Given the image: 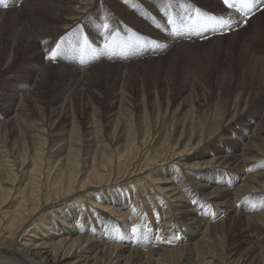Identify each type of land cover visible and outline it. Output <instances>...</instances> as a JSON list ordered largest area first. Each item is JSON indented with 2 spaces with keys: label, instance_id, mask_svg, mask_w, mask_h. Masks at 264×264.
Returning <instances> with one entry per match:
<instances>
[{
  "label": "bare ground",
  "instance_id": "1",
  "mask_svg": "<svg viewBox=\"0 0 264 264\" xmlns=\"http://www.w3.org/2000/svg\"><path fill=\"white\" fill-rule=\"evenodd\" d=\"M10 1L8 10L0 9V132L9 145L8 150L0 145V251L15 254L24 264H264V152L255 142L264 133V94L258 102L263 114L235 110L218 143L207 148L200 147L205 134L196 131L193 120L184 119L175 143L167 134L156 140L155 124L138 97L140 74L157 76L158 69L175 67L176 82L177 75L192 73L185 67L197 50L207 52L208 61L196 67L203 84H210L208 71L213 69L217 85L234 79L253 83V77L257 82L264 72V21L258 23L264 10L250 19L255 21L252 30H239L240 37L234 32L202 45L173 35L165 7L193 5L217 12L223 10L220 0ZM162 47L171 55L165 64ZM53 50H60L54 59ZM216 51L225 54L223 60H210ZM60 67L64 69L58 71ZM24 68L30 77L18 75ZM177 83L167 106L174 113L184 111L193 95ZM10 84L27 91L25 104ZM126 97L138 113L137 129L123 117ZM36 101L43 102L48 119L43 120L47 128L35 133L26 117L37 114ZM73 104L82 123L80 136L69 113ZM20 122L26 129H20ZM46 141L53 145L47 150ZM195 177L201 178L199 184ZM124 184L127 191L140 192L134 200L132 194L127 206L119 205L118 196L114 205L108 201L111 194L103 196ZM86 197L92 206L83 219ZM211 211L215 215L206 221ZM94 213L128 224L132 231L151 218L158 221L150 226L157 228V246L146 252L131 238L119 244L107 242L108 236L87 237L80 220ZM221 227L229 233L235 229L230 259L218 252L202 257L201 250L217 243ZM4 241L13 248L4 247Z\"/></svg>",
  "mask_w": 264,
  "mask_h": 264
},
{
  "label": "rangeland",
  "instance_id": "2",
  "mask_svg": "<svg viewBox=\"0 0 264 264\" xmlns=\"http://www.w3.org/2000/svg\"><path fill=\"white\" fill-rule=\"evenodd\" d=\"M263 21L264 20L262 18H260V19L258 18V23H262ZM254 22H255L254 20L252 22H249L247 27L250 30H252V28H253V26L255 24ZM251 23H252V25H251ZM262 28H264V27H262ZM236 33L238 34L237 37H240L239 31H237ZM209 43H210V39L207 42L201 43V44L202 45H207ZM162 48H163L162 49L163 51L161 52L160 56L162 57V63L165 64L166 62H170L171 61V55L168 52V49L164 50L165 47H162ZM205 48H207V46ZM239 51H240V49H239ZM205 54H207V52L199 51V53H198V50L196 51V55H193L191 57L192 63L189 62L188 66H187L188 68L185 67V71L188 70L187 73H190V72H192V73L188 74L189 76L187 75L188 78H187V76H185V78H182V74H179L180 76L177 75L178 81H180V82H178V81L174 82L173 81L174 78H175V76L173 74L175 67H171V69L168 68L166 71H164L165 68H161V70L158 69L160 74L157 75V76H156V74L149 75L147 72L142 73V74H140L138 76V79H140L138 84H139L140 91H141L140 92V96H138V97H139L140 101L143 102V110L145 112L144 114L148 116V119L150 120L149 122L155 124V126L152 127V129H154L152 131L154 132V136H156L155 137L156 140L159 137L164 136V135L167 134V135H169V137L172 138V140L175 143L176 138H177V131L179 129H181L180 127H182V123H183L184 119H186L189 124L193 120L192 123L195 126L196 131H199L203 135L205 134L204 142H202V145L200 147L201 148H204V147L207 148L210 145V143H214V142L218 143L217 139L220 137V135L223 132L222 130L224 129V127L227 124V122H225V121H228V119L230 117H232L236 113L235 110L236 111L237 110L241 111V109L244 108L243 109L244 112L249 111L251 109V114L254 115V116H258L260 113L263 114L261 112L262 108L258 107L259 104H260L258 102L261 100L260 98H262V96L264 94V92H263L264 91V85H263L264 83H262V82H264L263 81L264 80V72L260 73L261 74L260 75V79L257 81L259 83H257L254 80V77H253V81L251 80L253 83H251L249 80L247 82H245V83L242 80L236 82V79H234V81H232V82H227L226 84L220 83V85H217V82H216L217 81L216 80V78H217L216 77V72L217 71H215L213 69L212 71L211 70L208 71V75H210V78H211L210 84H203V82H201L202 81L201 77L198 75L199 73H198L196 67L199 64H203V63H205V61H208V59L204 57ZM224 55L225 54H222V53L216 51L209 58H210V60H214V61L218 60L219 61V59L223 60L221 58H223ZM235 56H236V54H235ZM179 61H180V59H179ZM183 62L185 63V60H182V62H180L181 63V69L183 68V65H184ZM170 66L171 65H169L168 67H170ZM158 68H160V67H158ZM63 69H64L63 67H60L58 71H62ZM176 69L177 70L179 69V64L177 65ZM236 70H237V72H241V68L240 67L236 68ZM20 72H18V75L22 74L23 76H27V77H30L32 75V72L27 70V68H24L23 71H20ZM193 72H194V75H192ZM79 74L80 73H76V75H79ZM79 78H80L79 76L78 77L76 76L75 80L78 81ZM175 83H177L178 85L179 84H185V86L187 87L188 93L192 92V94H193V95L187 97L186 100L188 101L189 105L185 108V110L182 111V109H179V111H177L176 113L173 112V108L171 109V107H169V109H167L168 103L169 102L171 103V101L173 100L172 96H173ZM207 83H209V82H207ZM241 83H243V84H241ZM197 84L198 85H200V84L203 85V89L200 92H198ZM258 84L259 85L261 84V85L259 86ZM7 87H9L10 90L11 89H13V90L16 89L17 92L19 91L18 95L21 96V99L23 100V103L25 104L27 102V100L25 99V97H26L25 94L27 93L26 90L23 89L22 91H20V89L18 90V87L16 85H12V84L7 85ZM62 88H67V86H64ZM2 89L8 91L7 89L4 88V86H3ZM2 89H1V91H2ZM149 91L151 92V94H149ZM201 92H203V94ZM9 93H11V91H8V94ZM184 96L185 95H183L182 97H184ZM65 97H66V95H65ZM72 98H74V97H72ZM68 99H70V98H68ZM250 100L252 102H250ZM128 101H129V98H127L124 101V107L123 108H124V112H126V114L123 113V117L125 116V118L126 117L130 118L132 123H133L134 129L135 128L137 129L138 128V124H137V115H138V113L135 112V109L133 107H131V104L133 105V102L130 100V103L127 104L126 102H128ZM201 101L204 103L202 106L199 105V102H201ZM247 102L249 104H251L252 106L249 105ZM246 103L248 105H245ZM235 104H236V106H235ZM256 104H258V105H256ZM61 105H62V101L58 104V107H60ZM71 106H72V109L70 110L69 113L72 115V118L74 119V123L77 126V132H78V134L80 136V134L83 133V132H82V123L79 122V120L77 118V112L76 111L78 109V106L76 104H73ZM34 107L36 109L33 112L37 113V114L28 115L26 117V120L29 119V120H27V122L31 125L29 127H30L31 130H33L36 133L35 130H37L38 128H47V127H45L43 125V124L47 125L43 120L46 121L48 119L47 116H46V114L48 113V110L44 106L43 102H37L36 101ZM257 107H258V111L253 110V108L256 109ZM62 108H64V107H62ZM245 108H246V110H245ZM188 109H189V111H187ZM95 110L97 112L99 110V108L96 107ZM127 111H128V113H127ZM253 111L256 112V113L255 114L252 113ZM30 113H32V112L30 111ZM32 121H34V123ZM245 122H247V121H245ZM21 123L22 122L19 123L20 129H26V128H24L25 127V123L24 124L23 123L21 124ZM222 123L224 124L223 127H221ZM153 124H151V125H153ZM156 125H157V128H155ZM32 126H34V127H32ZM29 127H28V129H29ZM193 130L194 129H192V131ZM252 130H253V128H252ZM27 131H29V130H27ZM67 135H68V133H67ZM6 137L7 136L4 135L3 132L2 133L0 132V140L1 139L3 140V141L2 140L0 141V145L3 146L2 149L6 148L5 150H8L9 149V145H8V142H6L7 141ZM35 137H37V136H35ZM38 137H39V135H38ZM260 139H261V141H260ZM50 140L51 139H49L48 141H50ZM27 141H28V139H27ZM255 142L261 144L260 145L261 146L260 149L264 152V133H261L259 138L255 139ZM45 144H44L45 146H43V147H45L46 150L49 149L50 145H52L51 142L49 143L47 141H46ZM48 145H49V147H48ZM94 149H95V147L93 148V150ZM5 150H4V152H5ZM94 153H95V150L94 151L91 150L90 154H89L90 157L92 156V154L94 155ZM0 163H1V160H0ZM227 173L228 172L222 173V176H226L227 177ZM195 179H196L195 183L199 184V181H201V178L199 179L198 177H195ZM127 187H129V186H127ZM125 188H126L125 184L117 186L116 188L115 187L114 188L111 187L108 190L111 193H108V192L105 193V194L103 193V196L105 195L106 197H108V195L111 194V196L113 198L112 199L110 198L108 201L111 202V204H113V205L117 203L116 202V197H114V196H118L120 198L118 200L119 201V205H122V206L126 205L127 206V204L131 203V200L136 196V193L139 194L140 192H139V188H136V191H134V190L132 191L133 188L129 187V189H131L130 190L131 193L129 191H127V189H125ZM111 189H112V191H111ZM124 192H126V193H124ZM120 193H122V194H120ZM114 194H116V195H114ZM132 194H133V196H132ZM100 196L102 197V193H101ZM131 196H132V199L129 200V198H131ZM88 200H89L88 197H86V199L84 201H81V204L83 203V204L86 205V209L84 211L85 213L82 212L84 214L83 219H85L86 212L91 210V206H92L91 205V201H88ZM81 204H80V202H77V206L78 207ZM77 210H79L80 211L79 213L81 214V211H82L81 210V206ZM68 212H70V210H68ZM87 214H89V213H87ZM211 214L215 215V212L211 211L210 213H207L205 215V220L206 221L207 220H211L210 219V217L212 216ZM100 215H101L100 213L99 214L98 213H94L93 216L90 219H88L89 221L88 220L83 221V219L80 220L81 221L80 223L84 224V228H83L82 231L84 233L85 232L88 233V234L85 233L87 237L102 239L103 238L102 235L104 236V238L106 236H108V237H110V239H105L107 242H111L112 241V242H115V243L117 242L119 244L120 243H125L126 239L131 238L134 241H136V240L139 241L140 244L138 243L139 244L138 248L139 249L143 248V250L146 251V252H147V250L149 248H150L149 250H151V248H155L157 246L156 244H154V242H156V237L155 236L158 235L157 232H155L157 230V228H153L152 229V227H150V226H152V225L155 226V223L157 224L158 221L155 222L151 218L149 220V223H147L146 226L145 225L142 226L145 229L140 227L139 228L140 230L132 231L131 227H130V229H128V224L122 225L121 223H123V222H121L119 224V223H117V221L110 222L107 219L108 218L107 216H105V215L104 216H102V215L100 216ZM156 220H159V219H156ZM151 223H152V225H151ZM135 224H136V222L134 223L133 228H134V226H136ZM86 228H87V230H86ZM234 231H235V229L232 231V233H229L227 231L226 227L219 228V230L217 231L218 232L217 233L218 237H215V240L218 238L216 240L217 243L210 244V246L208 247L210 251L209 250L207 251L206 249L205 250L204 249L201 250V252H202V253H200L201 256L203 257V256L207 255V254H205L207 252H208V254L209 253L210 254H215V253L218 252L219 255H223V256H220L221 258H224L225 261H228L230 259V256L228 254V252H229V243L232 241V235H233ZM89 232H90V234H89ZM141 242L143 243L142 244L143 246L141 245ZM159 242L160 241H158L157 243H159ZM3 243L5 244V246L3 245L4 247L13 248V246H14V244H12V242H10V241H8V242L4 241ZM214 244H215V246H214ZM218 247H220V248H218ZM213 248L215 250L216 249L217 250L215 252H212V251H214ZM225 248H227V249H225ZM211 249H212V251H211ZM226 251H227V253H226ZM220 252H221V254H220ZM7 253L0 251V260H5L6 262L12 263V264H15V263L24 264L25 263V262L21 261V259H19L16 256L18 258V261H17V259L15 258V254L13 255L12 253H9V255H8ZM197 254H198V252H197ZM202 254H204V255H202ZM226 258H227V260H226Z\"/></svg>",
  "mask_w": 264,
  "mask_h": 264
},
{
  "label": "snow or ice",
  "instance_id": "3",
  "mask_svg": "<svg viewBox=\"0 0 264 264\" xmlns=\"http://www.w3.org/2000/svg\"><path fill=\"white\" fill-rule=\"evenodd\" d=\"M223 4L226 6V9H231L234 7V3L232 2V0H222ZM238 2L246 8H251L252 6V0H238ZM5 7H7V4L4 5ZM209 19L214 20L217 24L221 25V26H226L228 25L229 21L224 19L223 17H210ZM169 23H173L172 21H169ZM105 27L107 28L108 26L105 25ZM173 32H176L177 29L173 28L172 29ZM57 48H59V45H57ZM57 55L56 50H53L50 54V58H55ZM135 230V229H134Z\"/></svg>",
  "mask_w": 264,
  "mask_h": 264
}]
</instances>
